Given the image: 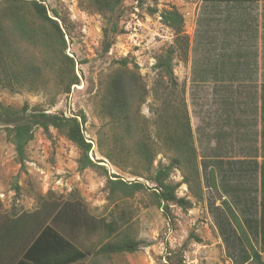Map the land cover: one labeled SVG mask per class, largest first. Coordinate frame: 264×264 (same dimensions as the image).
Instances as JSON below:
<instances>
[{"label":"rangeland","instance_id":"rangeland-1","mask_svg":"<svg viewBox=\"0 0 264 264\" xmlns=\"http://www.w3.org/2000/svg\"><path fill=\"white\" fill-rule=\"evenodd\" d=\"M45 5L50 16L57 12L61 17L54 18L65 33V53L75 63L79 84L63 93L49 74L46 90L12 93L0 87V102L15 109L27 104L80 121L84 115L83 132L92 145L89 157L102 168L79 170L80 150L55 129L49 135L35 131L21 165L0 125V226L35 212L44 202L57 203L68 220L57 222L56 228L88 255L82 264H255L228 217L227 201L264 260V160H254L259 152L254 148L257 127L264 126V6L237 0H123L110 17L92 8L89 0H46ZM171 9L184 18L186 49L162 22L161 14ZM110 20L125 32L113 36L104 52ZM170 47L175 49L176 85L160 79L154 69ZM20 48L38 64L57 62L45 49L24 43ZM115 73L122 74L130 95V131L103 111ZM181 102L189 117L196 167L173 168L168 182L178 185V197L191 206L169 204L166 211L156 202L153 177L174 154L162 146L156 131L162 119L180 114L172 111ZM164 103L168 113H159ZM142 140L154 144L156 158L150 167L136 153ZM210 170L217 189L209 184ZM113 176L147 189L110 199L107 182ZM68 221L74 223L72 231L67 230ZM105 224L142 241L139 250L95 255L109 241Z\"/></svg>","mask_w":264,"mask_h":264},{"label":"trees","instance_id":"trees-1","mask_svg":"<svg viewBox=\"0 0 264 264\" xmlns=\"http://www.w3.org/2000/svg\"><path fill=\"white\" fill-rule=\"evenodd\" d=\"M46 0H1L0 2V87L12 93L21 91L46 90L48 75H52L63 87L62 92L69 94L71 87L79 84L75 72V63L66 53L65 33L54 17L61 19L57 12L52 17L49 14ZM92 8L102 14L114 16L123 0H89ZM162 22L174 30L176 44L183 49L188 47V38L183 34L184 18L176 10L171 9L161 14ZM64 20V19H62ZM110 25L104 31V52L112 46L111 38L124 33L119 29L118 22L110 20ZM39 47L54 53L57 62L49 60L40 64L26 59L20 44ZM175 49L170 47L158 58L154 65L160 79H167L176 85L173 73ZM161 82V80H160ZM159 86V85H158ZM130 95L121 73H115L110 79L104 97L103 111L117 125L123 124L125 130L130 131ZM159 113H168L166 103ZM171 120L162 119L156 136L162 146L174 154L172 161L166 165H159L155 169L153 180L156 191L153 194L156 202L167 211L169 204H176L183 209L191 206L190 201L177 195L178 185L168 182L173 168L195 170L196 149L186 107L181 102L177 106ZM163 117V116H162ZM85 116L81 121L76 116H66L63 113L52 114L25 104L21 109L6 107L0 102V125L6 133L7 139L14 145L18 162L23 165L26 161V149L33 140L35 131L42 129L46 135L50 129L63 133L81 152L79 170L88 168H102L94 163L89 153L91 143L87 141L83 132ZM149 141L137 142L136 153L147 166H152L156 152ZM110 178L107 189L110 199L118 196L131 197L144 191L147 187L140 182L128 183L120 178ZM209 184L217 189L215 172H209ZM228 217L240 231V237L246 244L255 264H264L262 255L254 249L249 240V234L232 209L229 202L224 201ZM57 203L44 202L32 213H22L0 226V264H82L88 255L77 248L68 238L57 230V222H66L61 217L65 209H58ZM52 221V224L49 223ZM74 223L68 221L67 230L72 231ZM94 226L93 229H95ZM104 229L109 241L103 243L95 255L111 256L114 254L133 253L139 250L142 241H136L130 236L121 235L114 224H105Z\"/></svg>","mask_w":264,"mask_h":264},{"label":"crops","instance_id":"crops-1","mask_svg":"<svg viewBox=\"0 0 264 264\" xmlns=\"http://www.w3.org/2000/svg\"><path fill=\"white\" fill-rule=\"evenodd\" d=\"M238 3L240 4H244V5H250V4H260L261 6H264V0H237ZM233 2H231L232 4ZM263 113H260V117ZM257 127V126H256ZM258 128V131L259 132V139L255 141V144H256V147H253L255 149H257L259 152H258V156L257 159H254V160H257L259 163H262L263 160H264V126L261 125ZM257 155V154H256ZM255 156V155H253ZM250 161H253L252 158ZM248 158H246V162H250Z\"/></svg>","mask_w":264,"mask_h":264}]
</instances>
